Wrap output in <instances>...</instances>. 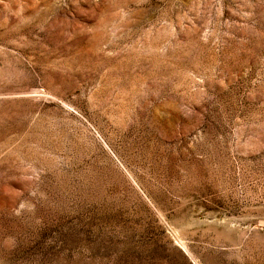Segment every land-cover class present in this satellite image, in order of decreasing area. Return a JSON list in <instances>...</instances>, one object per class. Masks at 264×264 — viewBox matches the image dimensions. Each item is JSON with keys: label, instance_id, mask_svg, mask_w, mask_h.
<instances>
[{"label": "rangeland", "instance_id": "1", "mask_svg": "<svg viewBox=\"0 0 264 264\" xmlns=\"http://www.w3.org/2000/svg\"><path fill=\"white\" fill-rule=\"evenodd\" d=\"M0 264H264V0H0Z\"/></svg>", "mask_w": 264, "mask_h": 264}]
</instances>
